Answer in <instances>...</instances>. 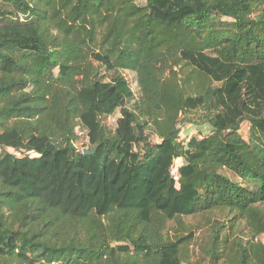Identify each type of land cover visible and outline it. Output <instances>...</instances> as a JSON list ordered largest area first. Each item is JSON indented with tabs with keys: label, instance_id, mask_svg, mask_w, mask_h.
Segmentation results:
<instances>
[{
	"label": "trees",
	"instance_id": "1",
	"mask_svg": "<svg viewBox=\"0 0 264 264\" xmlns=\"http://www.w3.org/2000/svg\"><path fill=\"white\" fill-rule=\"evenodd\" d=\"M214 213L193 263L168 223ZM262 237L264 0H0V264H264Z\"/></svg>",
	"mask_w": 264,
	"mask_h": 264
},
{
	"label": "rangeland",
	"instance_id": "2",
	"mask_svg": "<svg viewBox=\"0 0 264 264\" xmlns=\"http://www.w3.org/2000/svg\"><path fill=\"white\" fill-rule=\"evenodd\" d=\"M141 4L145 3V0H140ZM132 82L135 81L134 75H129ZM134 89L136 90V87L134 86ZM202 115H189L188 119L193 118L194 120H199ZM119 117V114L115 117H106L103 119L104 124L112 131L115 128L116 120ZM184 122V118H183ZM190 125H183L182 126V135L181 138L185 139L187 137V134L189 133L190 136L195 135L196 130H190ZM249 124L244 123L241 129V137L245 140H249ZM190 130V131H189ZM189 131V132H188ZM188 132V133H187ZM76 135L77 140L75 142V148L78 151L86 152L90 149L89 141L87 138V131L82 127L78 126L76 129ZM217 221H220L222 223H219ZM216 223L218 224H224L229 225L227 222L226 214H220V213H214L211 215H199L195 217H189V218H183L178 222H169L168 223V229L170 235L176 234L177 232L183 230L186 231H192L195 236L196 240L189 246L188 252L190 256V260L195 263L203 262L204 258L200 254V247L202 244L206 243L208 241V236L210 235L211 228H213ZM236 235L239 237H242V235L248 234V229L246 228V225L242 222L241 225L237 229ZM240 231H243V233H240ZM235 235V236H236ZM238 237V238H239ZM262 240L264 241V237H262Z\"/></svg>",
	"mask_w": 264,
	"mask_h": 264
},
{
	"label": "water",
	"instance_id": "3",
	"mask_svg": "<svg viewBox=\"0 0 264 264\" xmlns=\"http://www.w3.org/2000/svg\"><path fill=\"white\" fill-rule=\"evenodd\" d=\"M85 155H89V154H92V153H89L88 151L84 152Z\"/></svg>",
	"mask_w": 264,
	"mask_h": 264
}]
</instances>
